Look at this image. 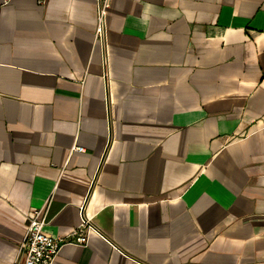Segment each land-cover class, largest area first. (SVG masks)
Here are the masks:
<instances>
[{"label":"crops","instance_id":"crops-1","mask_svg":"<svg viewBox=\"0 0 264 264\" xmlns=\"http://www.w3.org/2000/svg\"><path fill=\"white\" fill-rule=\"evenodd\" d=\"M98 9L0 0V264H264V0Z\"/></svg>","mask_w":264,"mask_h":264},{"label":"built area","instance_id":"built-area-1","mask_svg":"<svg viewBox=\"0 0 264 264\" xmlns=\"http://www.w3.org/2000/svg\"><path fill=\"white\" fill-rule=\"evenodd\" d=\"M4 3L10 0H2ZM46 3L48 0H38ZM98 24L96 34L100 40H104L107 32V15L110 7V0H97ZM75 149L82 151L83 147ZM81 223L72 231L74 238L53 236L44 229L47 219L42 216L41 210H36L34 215L29 217L27 231L20 245V251L13 264H53V261L65 242L85 244L89 238V232L97 231V228L90 223L89 218L84 215V207L81 208ZM87 230V232L85 231Z\"/></svg>","mask_w":264,"mask_h":264}]
</instances>
